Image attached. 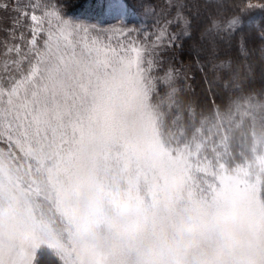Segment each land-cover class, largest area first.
<instances>
[{
	"label": "snow or ice",
	"instance_id": "snow-or-ice-1",
	"mask_svg": "<svg viewBox=\"0 0 264 264\" xmlns=\"http://www.w3.org/2000/svg\"><path fill=\"white\" fill-rule=\"evenodd\" d=\"M131 3L89 0L84 16L66 0H0L10 20L0 264H38L42 253L60 264H264V183L205 147L217 121L264 125V92L243 86L250 66L214 62L217 38L239 18L202 34L217 75H205L213 100L201 107L162 59L190 36L184 5L169 3L171 14Z\"/></svg>",
	"mask_w": 264,
	"mask_h": 264
},
{
	"label": "rangeland",
	"instance_id": "rangeland-1",
	"mask_svg": "<svg viewBox=\"0 0 264 264\" xmlns=\"http://www.w3.org/2000/svg\"><path fill=\"white\" fill-rule=\"evenodd\" d=\"M8 2V0H4ZM69 4L68 11L72 12L80 5H84L91 10L89 0H66ZM142 3L146 7H151L157 13L169 11L174 14L175 7L168 8L169 3L175 5L183 4V14L190 21V36L182 40V48L173 49L163 53L162 59L165 68L169 65L177 69H182L179 76L178 87L186 88L188 96L201 107L211 106L213 97L202 83L207 74V78L212 80L217 75L209 62L212 53V46L207 40L202 39V34L215 22L220 29L227 27V21L232 18H239L234 31L223 33L224 39L217 38L214 55L215 63H231L233 68L247 64L251 68V75L243 81L246 92H264V0H132L131 7L138 9ZM83 7V6H82ZM88 8V9H87ZM260 13L262 18L257 24L247 21L246 18L255 13ZM74 13V12H73ZM89 16V15H88ZM94 18V17H93ZM154 17L146 18L149 28H151ZM10 25V20L0 14V42L5 37L4 29ZM252 26V27H251ZM256 26V29L253 27ZM199 58V66L197 63ZM203 68V71L200 69ZM0 73H3V57L0 56ZM185 74L195 77L194 80L185 81ZM220 75L227 78V73L221 71ZM190 85V87H188ZM194 90V95L192 91ZM227 97L222 91H217L215 101L217 104L226 102ZM204 137L208 143L220 146V151L225 153V159L235 163L247 172L250 182L264 183V125L257 124L255 127L245 124L243 127L239 123L220 127L219 121L210 128H206ZM235 166V165H232ZM38 264H60L55 254L42 253L38 257Z\"/></svg>",
	"mask_w": 264,
	"mask_h": 264
},
{
	"label": "trees",
	"instance_id": "trees-1",
	"mask_svg": "<svg viewBox=\"0 0 264 264\" xmlns=\"http://www.w3.org/2000/svg\"><path fill=\"white\" fill-rule=\"evenodd\" d=\"M83 6V7H82ZM88 9V8H87ZM86 10V8L84 7V5H80L79 7H77L76 9H73L72 10V12H74V13H77V14H82V15H84V16H90L91 15V10H87V11H85ZM262 16L263 15H261L259 12L258 13H255V14H253V15H251L250 17H247L246 18V20L249 22V21H251V22H254L253 24H257V27H258V33L260 32V27H259V25H258V23H257V21H259L261 18H262ZM252 27V26H251ZM256 26H254L253 27V29H256L257 28ZM261 33V32H260ZM261 38H263L264 39V35H263V37H261ZM199 66H202V65H200V63H199ZM201 70V69H200Z\"/></svg>",
	"mask_w": 264,
	"mask_h": 264
}]
</instances>
